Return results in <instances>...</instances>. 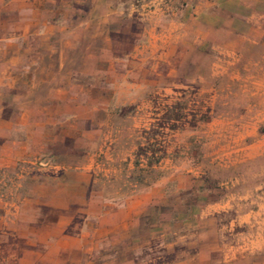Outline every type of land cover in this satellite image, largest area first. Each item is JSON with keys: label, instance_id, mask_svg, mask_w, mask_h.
<instances>
[{"label": "rangeland", "instance_id": "374dc122", "mask_svg": "<svg viewBox=\"0 0 264 264\" xmlns=\"http://www.w3.org/2000/svg\"><path fill=\"white\" fill-rule=\"evenodd\" d=\"M156 2L162 13L142 22L117 15L75 31L68 53L77 58L63 69L76 72L61 79L64 92L32 95L24 127L13 111L11 132L29 134L30 155L0 165V264H15L25 247L8 225L25 194L65 206L67 195H92L74 216L78 227L84 210L103 203L113 213L135 197L131 259L164 261L187 242L213 259L209 247L232 243L243 230L232 220L251 210L259 218L250 232L264 227V25H198L181 12L187 0ZM167 30L177 37L150 53L148 41ZM9 144L0 140V150ZM77 172L90 175L85 185L73 184ZM37 208L54 217L43 202Z\"/></svg>", "mask_w": 264, "mask_h": 264}, {"label": "crops", "instance_id": "0c3cea01", "mask_svg": "<svg viewBox=\"0 0 264 264\" xmlns=\"http://www.w3.org/2000/svg\"><path fill=\"white\" fill-rule=\"evenodd\" d=\"M135 1L138 4L132 0H0V140L11 142L8 151L0 150V165L7 166L15 159L30 155L26 143L30 140L29 134L22 138L23 129L20 134L11 132L13 111H21L16 124L24 127L29 124L25 113L33 108L32 95L64 92L61 79L71 78L72 72H76L72 65L63 69L66 63L77 58L75 53H68L75 45V31L86 32L91 25H106L110 16L139 15L137 19L142 22L144 15L162 13L156 0ZM181 12L188 14L189 20L197 19L198 25H264V0H187ZM207 19L213 24H206ZM176 37L169 30L153 36L148 42L157 47L149 52H157ZM144 46L140 42L134 49L140 48L136 52L143 55ZM161 54L166 52H159L158 58ZM140 57L137 59L144 60ZM68 84L76 86L70 80ZM76 174L80 177L75 176V186L89 181V174ZM43 197L25 194L21 204L11 212L8 225L25 239V247L15 264H264V227L254 233L249 227L258 222L256 211L235 216L232 223L242 226L243 230L233 233L234 240L225 247H209L214 252L213 259L200 249L190 253L187 242L176 257L157 262L126 256L132 248L127 246L130 232L135 228L132 219L139 212L135 197L113 213L103 203L95 209L84 210L89 218L79 227L74 216L83 213L81 206L86 202L85 197L90 199L92 195H67L68 199L63 200L66 206L58 203L61 200L46 202ZM40 202L52 207V219L42 218L38 208L31 210V204ZM261 218L264 220V216ZM16 225H20L18 229ZM239 238L244 240L238 241ZM173 245L174 242H165L167 254L172 253ZM137 247L134 243V248Z\"/></svg>", "mask_w": 264, "mask_h": 264}]
</instances>
